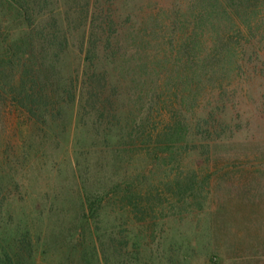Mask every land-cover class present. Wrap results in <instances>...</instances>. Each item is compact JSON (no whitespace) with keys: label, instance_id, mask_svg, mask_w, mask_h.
<instances>
[{"label":"rangeland","instance_id":"1","mask_svg":"<svg viewBox=\"0 0 264 264\" xmlns=\"http://www.w3.org/2000/svg\"><path fill=\"white\" fill-rule=\"evenodd\" d=\"M200 7L114 0L128 47L106 68L105 100L81 117L65 100L41 126L0 90V244L14 264H264V5L252 40L222 15L185 64L174 26L188 36ZM19 32L0 21V55ZM70 38L67 75L80 31ZM16 75L5 71L3 88ZM182 119L188 143L159 153Z\"/></svg>","mask_w":264,"mask_h":264},{"label":"trees","instance_id":"2","mask_svg":"<svg viewBox=\"0 0 264 264\" xmlns=\"http://www.w3.org/2000/svg\"><path fill=\"white\" fill-rule=\"evenodd\" d=\"M197 1L201 7L194 15L191 33L187 36L188 27L179 25H175L173 30L177 35L178 52L185 57V64H193L196 58L194 52L200 44L198 30L205 32L207 23L212 26V20L217 21L222 15L232 21L237 17L250 40L255 36L250 14L262 7L264 0ZM113 4L114 0L107 3L104 0H0V21L10 19L20 29L16 38L6 40L2 48L0 77L5 71H15L17 80L6 85H10L8 91L0 84L1 93L9 95L16 106L41 126L60 117L55 116V112L65 100L75 108V115L79 117L82 116V107L85 112L92 104L96 108L100 101L105 100L106 68L115 65L112 56L117 50L128 47L118 39L122 33L114 19ZM79 31L76 69L68 75L63 74V59L73 46L70 37ZM207 32H212L209 26ZM8 35L5 32V37ZM130 35L134 41L133 32ZM250 40L247 43L252 45ZM259 45L260 49L255 50L264 66V41H260ZM230 50L229 63L234 62L230 55L234 49ZM208 57L205 56V59ZM201 59L203 61L204 57ZM190 125L187 119L174 123L171 120L161 134L164 139L160 140L163 144L158 147L159 153L170 152L179 143H188ZM85 204L91 210L87 197ZM0 246V264H14V258L5 245ZM28 258H32V254Z\"/></svg>","mask_w":264,"mask_h":264}]
</instances>
